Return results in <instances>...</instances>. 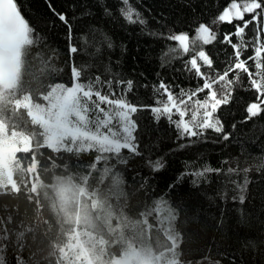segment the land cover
Returning <instances> with one entry per match:
<instances>
[{
  "label": "trees",
  "instance_id": "16d2710c",
  "mask_svg": "<svg viewBox=\"0 0 264 264\" xmlns=\"http://www.w3.org/2000/svg\"><path fill=\"white\" fill-rule=\"evenodd\" d=\"M259 2L262 8L242 20L213 23L232 0H128L146 21L129 24L122 0H15L32 43L21 49L12 85H0V121L31 143L16 153L14 186H0V264H113L131 246L166 249L162 263L264 264V51L260 68L249 59L257 38L264 46V0ZM201 24L215 34L211 43L195 39ZM238 26L244 28L240 36ZM182 33L189 37L187 53L166 38ZM226 34L240 46L248 71H229L231 85H213L217 99L228 96L213 114L223 132L209 128L181 137L167 116L153 113L167 101L157 89L168 85L179 103L187 98L182 91L191 95L201 88L204 79L188 64L199 51L212 61L208 67L197 60L209 82L222 75L238 62L236 49L222 42ZM75 83H91L94 92L137 107L135 152L48 144L42 122L22 102L28 96L43 104L55 86ZM208 94L205 89L193 96L185 121L197 111L194 101ZM253 103L260 111L249 118ZM179 119L173 110L172 120Z\"/></svg>",
  "mask_w": 264,
  "mask_h": 264
},
{
  "label": "snow or ice",
  "instance_id": "6c2138e0",
  "mask_svg": "<svg viewBox=\"0 0 264 264\" xmlns=\"http://www.w3.org/2000/svg\"><path fill=\"white\" fill-rule=\"evenodd\" d=\"M125 4V8H122L121 14L129 24H145L146 21L140 18V14L135 12L131 5L128 4V0H122ZM262 5L259 0H251V2L237 3L236 0H232V3L216 18L213 23L217 22H227L231 23L235 19H243L244 13H253L257 9H261ZM59 18L67 22L62 14H57ZM259 13L253 16V20H256ZM136 17L133 19V17ZM251 21L245 22V27ZM32 29L28 26V23L20 14V11L15 3V0H0V78L3 79H13L18 72L20 65L21 49L24 45L31 44L30 33ZM244 32V28L237 27L236 35L240 36ZM167 39L178 41L183 52L187 53L189 51L188 43L189 40L187 33L173 34ZM195 39L200 40L203 44L211 43L216 39L215 34L212 30L204 24H201L196 29ZM224 43L231 44V46L236 49L234 55L238 62L232 65L228 70H226L222 75L217 74L212 82H209V77L205 73L200 71V65L197 60H201L204 65L211 67L212 61L206 55L204 51H199L194 54L192 59L188 61L191 66L190 70L194 71L196 75L204 79V84L201 88H198L196 92L191 95L181 92V96H186V99H180L177 103V98L169 90L168 85L161 82L158 92L167 96V101L163 103L161 107L152 108L153 113H155L156 118L159 119L160 116H167L170 122L174 123L179 131L181 137L187 136H200L206 129H213L217 133L223 132V125L218 119H213V114L217 111L218 106L222 103L228 102V96H224L217 99V93L213 88V85L220 82H227L231 85L232 81L227 80L228 72L235 71L236 69H241L243 71H248L245 67L246 61L239 60L241 55L240 46L237 44H232L231 36L226 34ZM110 46V45H109ZM77 49L75 47L70 48V52L75 53ZM264 51V46L259 44L257 38V46L255 47V55L249 57V59H255L257 61V68H260L259 58L261 52ZM251 73L249 76L251 77ZM74 79L80 77V72L73 69ZM95 83L99 85L101 82L99 77L95 78ZM118 84L123 83L118 81ZM253 86L260 90L261 85L253 79L251 81ZM106 87L109 93L114 95L112 92L111 81L107 82ZM132 81H127V89L131 90ZM59 89V86H58ZM205 89L209 90L208 97L204 101L196 100L193 103V107L197 109L196 112L192 113L190 121H185L184 117L188 114L189 108L188 103L192 101L193 96L197 92H203ZM63 95L57 96V89H53L52 93L48 96H44L43 99L49 101L50 108L43 109L39 104L34 105L37 111L43 112L50 124L46 127H50L53 131L60 134V136H67L69 138H79L84 141H91L98 143L103 146L108 151L119 152L122 147L128 148L130 151L135 152L136 146L131 143L134 139L133 132L136 128L135 121L132 120V114L138 111L137 107L129 104L125 99H110L109 95H102L100 91H92V84L87 85L75 83L72 88L59 89ZM95 96L96 99L93 100L92 97ZM83 100V103L81 101ZM91 103L93 106V111L96 113V118L94 121H90L87 113L89 111L87 105ZM159 103V102H158ZM107 106V111L101 105ZM55 109V111H53ZM199 109H204L202 115L199 116ZM173 110L179 115L180 119L177 121L172 120ZM249 118L255 116L260 111V105L257 103L251 104L248 109ZM76 117V123L73 124L72 121L68 119L69 116ZM101 116L103 119H101ZM116 122V126L119 127V133H114L111 128H108L112 122ZM89 123L96 125L98 133L100 128H108V133L105 135L99 133L98 135H89L87 132L82 131ZM119 135L124 143H120L117 139H112ZM223 139L227 140L228 135H224ZM160 165L157 164V167ZM206 171H211V169H206ZM231 172L232 169H229ZM204 173L196 172V176H201ZM243 200V197H240ZM166 214V213H165Z\"/></svg>",
  "mask_w": 264,
  "mask_h": 264
},
{
  "label": "rangeland",
  "instance_id": "374dc122",
  "mask_svg": "<svg viewBox=\"0 0 264 264\" xmlns=\"http://www.w3.org/2000/svg\"><path fill=\"white\" fill-rule=\"evenodd\" d=\"M15 79V78H14ZM13 79H3L0 78V85L3 87H9L13 83ZM67 89L72 88L73 86L67 87L64 85H57L53 89H57L56 95L60 96L63 93L58 89ZM53 89L49 92L52 93ZM93 91V90H92ZM94 92V91H93ZM47 94L46 96H48ZM93 100L96 99L95 96L92 97ZM23 104L30 107L31 112L34 118L42 122L46 134H47V142L52 147L60 148H90L96 147L102 150H106L103 146L98 143H94L91 141H84L79 138H69L67 136H60L59 133L53 131L50 127H46V125L50 124V121L47 120L45 114L43 112L37 111L34 105H37L31 101V99L26 96ZM83 103V100L81 101ZM43 109H49L50 104L49 101H45L43 104H39ZM89 111L87 116L90 121H94L96 118V113L93 111V106L91 103L87 105ZM101 107L105 108L107 111V106L101 105ZM55 111V109H53ZM68 119L72 121L73 124L76 123V117L69 116ZM101 119L103 117L101 116ZM111 128V131L114 133H119L120 129L116 126V122L113 121L111 125L108 126ZM108 128H100L99 133L107 134ZM82 131L87 132L89 135H98V130L95 124L89 123L85 128L81 129ZM112 139L119 140L120 143H124V140L119 137V135L115 137H111ZM31 140L28 136H24L21 133L17 132H8L4 124L0 121V186L2 188H8L14 186V177H13V170L15 169L16 165V153L19 149H28L30 147ZM85 216H83V219ZM91 220V219H90ZM166 250V249H165ZM164 249L157 250L158 252H154L150 249H141L137 248L136 246H131L128 248L121 256L113 260V264H125L124 261L129 260L132 258L131 264H174L172 261H166L164 263L161 262L162 256H164Z\"/></svg>",
  "mask_w": 264,
  "mask_h": 264
},
{
  "label": "water",
  "instance_id": "95a60500",
  "mask_svg": "<svg viewBox=\"0 0 264 264\" xmlns=\"http://www.w3.org/2000/svg\"><path fill=\"white\" fill-rule=\"evenodd\" d=\"M147 264V263H146Z\"/></svg>",
  "mask_w": 264,
  "mask_h": 264
}]
</instances>
